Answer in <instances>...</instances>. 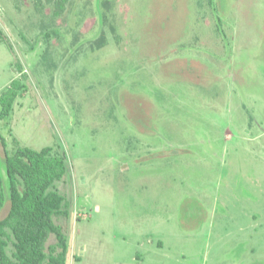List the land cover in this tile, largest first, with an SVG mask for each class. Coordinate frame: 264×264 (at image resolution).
Wrapping results in <instances>:
<instances>
[{"label":"rangeland","instance_id":"1","mask_svg":"<svg viewBox=\"0 0 264 264\" xmlns=\"http://www.w3.org/2000/svg\"><path fill=\"white\" fill-rule=\"evenodd\" d=\"M53 9L0 0V169L65 154L66 264H264V0Z\"/></svg>","mask_w":264,"mask_h":264},{"label":"trees","instance_id":"2","mask_svg":"<svg viewBox=\"0 0 264 264\" xmlns=\"http://www.w3.org/2000/svg\"><path fill=\"white\" fill-rule=\"evenodd\" d=\"M33 1L39 12L45 3H53L56 17L69 0ZM0 41L11 48L1 33ZM19 73L0 93V119L10 115L17 96L25 91V73ZM13 143L11 153L3 150V172L0 169V211L8 205L0 218V264H66L69 244L63 222L68 220L69 205L55 187L67 172L65 154L49 146L38 150L21 146L16 138Z\"/></svg>","mask_w":264,"mask_h":264},{"label":"crops","instance_id":"3","mask_svg":"<svg viewBox=\"0 0 264 264\" xmlns=\"http://www.w3.org/2000/svg\"><path fill=\"white\" fill-rule=\"evenodd\" d=\"M66 258H67V256H66ZM67 260V259H66Z\"/></svg>","mask_w":264,"mask_h":264}]
</instances>
